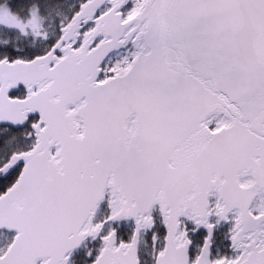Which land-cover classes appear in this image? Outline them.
I'll return each mask as SVG.
<instances>
[{
	"label": "snow or ice",
	"instance_id": "6c2138e0",
	"mask_svg": "<svg viewBox=\"0 0 264 264\" xmlns=\"http://www.w3.org/2000/svg\"><path fill=\"white\" fill-rule=\"evenodd\" d=\"M0 264H264V0H0Z\"/></svg>",
	"mask_w": 264,
	"mask_h": 264
}]
</instances>
